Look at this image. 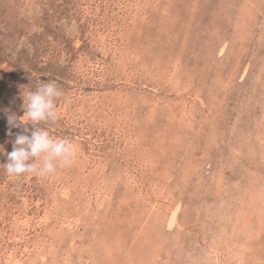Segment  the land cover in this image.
I'll list each match as a JSON object with an SVG mask.
<instances>
[{"label":"rangeland","instance_id":"rangeland-1","mask_svg":"<svg viewBox=\"0 0 264 264\" xmlns=\"http://www.w3.org/2000/svg\"><path fill=\"white\" fill-rule=\"evenodd\" d=\"M51 81L73 160L10 176ZM0 146V264H264V0H0Z\"/></svg>","mask_w":264,"mask_h":264},{"label":"clouds","instance_id":"clouds-1","mask_svg":"<svg viewBox=\"0 0 264 264\" xmlns=\"http://www.w3.org/2000/svg\"><path fill=\"white\" fill-rule=\"evenodd\" d=\"M61 96L62 92L54 81L41 82L34 91L27 93L26 105L23 99V108L26 106L24 115L32 122L29 124L31 129L22 126L15 113L7 114L9 137L13 135L11 129L23 128L11 141L12 151L7 154V162L3 164L8 175L31 174L43 177L53 173L58 165L72 162L75 155L73 143L64 138H54L49 131L36 126L40 122L57 120L56 100Z\"/></svg>","mask_w":264,"mask_h":264}]
</instances>
